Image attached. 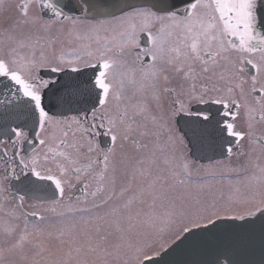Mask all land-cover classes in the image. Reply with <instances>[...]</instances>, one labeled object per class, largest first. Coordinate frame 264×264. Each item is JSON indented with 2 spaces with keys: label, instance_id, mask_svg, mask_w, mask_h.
<instances>
[{
  "label": "snow or ice",
  "instance_id": "1",
  "mask_svg": "<svg viewBox=\"0 0 264 264\" xmlns=\"http://www.w3.org/2000/svg\"><path fill=\"white\" fill-rule=\"evenodd\" d=\"M0 163V264H264V0H0Z\"/></svg>",
  "mask_w": 264,
  "mask_h": 264
},
{
  "label": "flooded vegetation",
  "instance_id": "2",
  "mask_svg": "<svg viewBox=\"0 0 264 264\" xmlns=\"http://www.w3.org/2000/svg\"><path fill=\"white\" fill-rule=\"evenodd\" d=\"M16 2H20V0H15ZM187 153H189V147L185 149ZM188 155V154H187ZM228 158H220V160L226 161ZM214 163V161H212ZM210 162L204 163L201 162V164H208ZM3 168L4 164L0 163V177L3 176ZM5 185H7L8 182H4ZM15 183V182H13ZM15 187H18L20 191L17 193V195H25V200L23 201L24 205V210L27 212H37L38 215L45 216V217H50L53 214L50 213L47 209L49 208V204L45 201V197L50 196L51 192L50 190L47 191H38V192H32L28 189H26L24 186H18L16 185ZM5 196L7 193L4 194ZM36 196L39 197L37 199H33L32 197ZM15 202L12 200L11 197H8V199L5 201L4 199L0 198V212H7L9 209L15 208Z\"/></svg>",
  "mask_w": 264,
  "mask_h": 264
},
{
  "label": "water",
  "instance_id": "3",
  "mask_svg": "<svg viewBox=\"0 0 264 264\" xmlns=\"http://www.w3.org/2000/svg\"><path fill=\"white\" fill-rule=\"evenodd\" d=\"M89 3H92V4H94L95 3V0H89ZM104 10H110V9H104ZM97 11H98V9L97 8H95V7H93L92 9H91V14L92 15H95L96 13H97ZM194 146H195V144H193ZM195 148V150H193V152H191V156L195 159V160H200L201 161V152H197V149H196V147H194ZM180 258H182V257H176L175 259H180Z\"/></svg>",
  "mask_w": 264,
  "mask_h": 264
},
{
  "label": "rangeland",
  "instance_id": "4",
  "mask_svg": "<svg viewBox=\"0 0 264 264\" xmlns=\"http://www.w3.org/2000/svg\"><path fill=\"white\" fill-rule=\"evenodd\" d=\"M12 3H18V2H16L15 0H12ZM185 154L187 155L188 153L185 151ZM224 162V164H235V158H232V160L230 161L229 159H227L226 161H223ZM197 165H200V164H198V163H196Z\"/></svg>",
  "mask_w": 264,
  "mask_h": 264
}]
</instances>
